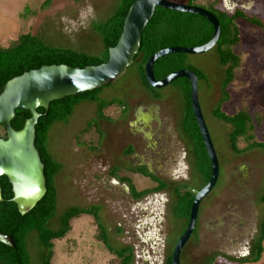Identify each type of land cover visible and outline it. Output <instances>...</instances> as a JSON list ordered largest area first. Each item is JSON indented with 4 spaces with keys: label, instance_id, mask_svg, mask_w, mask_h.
Segmentation results:
<instances>
[{
    "label": "rangeland",
    "instance_id": "374dc122",
    "mask_svg": "<svg viewBox=\"0 0 264 264\" xmlns=\"http://www.w3.org/2000/svg\"><path fill=\"white\" fill-rule=\"evenodd\" d=\"M44 1L0 0V45L30 32L58 47L89 55L103 52L93 27L114 12L119 0H50L41 10ZM207 2L198 0L201 5ZM216 7L230 15L239 9L261 21V27L237 22L241 41L234 51L242 63L222 110L231 115L247 109L250 135L264 142V4L261 0H220ZM26 9L35 14L24 16ZM188 61L207 76V83L198 82V100L217 155L219 177L199 205L197 223L181 252L180 264H238L234 261L253 256L264 217V204L259 201L264 192V150L232 153L230 126L211 114L222 97L225 70L214 48L189 55ZM156 90L160 99L142 86L133 64L100 93L101 99H114L123 104L124 110L116 104L106 108L107 119L98 123V132L87 130L96 118V105L82 102L67 123H55L48 134L49 153L62 166L54 178L57 210L50 227L56 229L58 217L70 207L97 208L108 244L115 249L131 246L132 264H166L187 226L174 215L173 189L197 191L202 186L192 145L180 130L181 92L172 85ZM139 167H146L168 183L167 189L135 200L123 179H128L137 191L155 186L148 177L133 171ZM96 235L91 216L72 220L66 236L53 242L51 264H109L113 255ZM27 249L30 264H42L44 251L35 233L27 236ZM246 264H264V250L258 262Z\"/></svg>",
    "mask_w": 264,
    "mask_h": 264
},
{
    "label": "trees",
    "instance_id": "16d2710c",
    "mask_svg": "<svg viewBox=\"0 0 264 264\" xmlns=\"http://www.w3.org/2000/svg\"><path fill=\"white\" fill-rule=\"evenodd\" d=\"M78 1V0H74ZM137 0H119L114 12L104 21L96 23L93 27L103 45V52L100 55H89L75 51L67 47H58L46 42L41 37L32 35L30 32L21 33L15 39L9 40L6 45H0V93L3 86L11 79L22 75L30 70L41 66L66 65L69 67L84 68L85 66H96L107 62L108 49L116 45L122 32V26L129 7ZM264 4V0H261ZM220 0H208L206 5H201L198 0H186L185 5L196 6L211 12L220 25V37L214 47L218 63L224 67V80L221 91L222 97L216 107L212 110V116L219 122L229 125L231 130L228 134L229 147L232 153L241 155L255 149L264 150V142L256 141L250 135L251 116L247 109L242 108L237 112L228 115L223 112L222 107L230 99L228 88L234 81L239 70L242 59L234 49L240 44L241 35L237 26L238 21H244L252 26L261 27V21L256 17L245 14L242 10L236 9L233 14L219 10L216 6ZM50 0H45L39 8L45 9ZM35 14L34 11L26 9L25 15ZM213 35L212 25L203 17L171 11L157 7L152 19L143 30L140 48L134 58V65L139 71V78L142 86L150 92L155 99H160L158 90L152 88L145 79L144 65L148 59L160 50L179 47L195 48L207 43ZM189 55L174 53L158 59L153 66L155 80L160 81L168 75L188 70L193 72L199 82L207 83L206 74L198 67L188 61ZM170 85L177 88L183 98V114L180 121V130L185 138L192 145V155L195 168L202 180L204 187L210 179L211 164L204 146L201 133L198 129L192 107L190 84L185 78H178ZM109 86V85H108ZM104 87L65 97L49 104L47 111L37 109L39 117L35 126V148L39 152L41 163L44 166V177L46 193L37 205L28 213L21 215L16 205L11 201L12 189L6 177H0V188L2 201L0 202V232L10 236L15 244L14 248L7 247L0 243V264H30V254L27 249V236L35 233L39 244L43 248L42 264H51L53 256V242L63 239L71 230V222L82 215L91 216L96 223L97 239L104 248L113 255L109 264H132L133 248L123 246L112 248L108 244L106 231L99 219V209L79 208L76 206L68 208L58 217V227H50L57 210V192L54 185V178L62 169L59 162L55 161L48 150V134L50 128L57 122L67 123L72 116L74 108L82 102H91L96 105V118L87 125V130L94 129L98 132V123L106 120L104 110L113 105L123 104L116 100L106 101L99 97ZM30 117L28 111L16 110L15 117L10 125L14 130H20L26 119ZM257 118V124H260ZM2 135L4 137V129ZM129 152H131L129 150ZM145 177H148L155 186L149 189L137 191L128 179H123L130 190L132 197L139 200L148 194L156 193L167 189L168 183L158 179L151 174L146 167H139L133 170ZM200 188V189H201ZM197 191L190 188L176 187L174 190L175 206L174 215L177 219L184 220L187 224L190 216V209ZM259 201L264 204V192ZM184 230L182 231V233ZM181 233V234H182ZM264 250V217L259 226V235L254 242V254L250 258L234 261L238 264L256 263L260 260ZM232 261V260H230ZM166 264H171L169 256ZM209 264H212L209 263Z\"/></svg>",
    "mask_w": 264,
    "mask_h": 264
},
{
    "label": "water",
    "instance_id": "95a60500",
    "mask_svg": "<svg viewBox=\"0 0 264 264\" xmlns=\"http://www.w3.org/2000/svg\"><path fill=\"white\" fill-rule=\"evenodd\" d=\"M157 7L201 16L213 27V35L204 45L195 48L173 47L160 50L144 65L145 79L154 89L160 90L178 78L187 79L191 89L192 111L211 164L210 179L195 194L186 229L172 251L171 264H180L181 252L197 223L199 205L217 183L219 164L200 110L197 76L191 71L180 70L157 81L153 75V66L158 59L169 54L199 55L215 47L220 37V25L216 17L203 8L168 0H137L128 9L116 45L108 49L107 62L84 68L66 65L41 66L9 80L0 93V127L4 129V137H0V177H6L11 185L13 195L11 201L21 215L28 213L37 205L46 193L44 166L34 145L35 126L41 116L37 113V109L42 108L47 111L53 101L100 89L123 76L134 63L143 30L152 19ZM16 110L28 111L30 115L22 129L17 131L10 125ZM0 243L10 248L15 247L12 238L1 232Z\"/></svg>",
    "mask_w": 264,
    "mask_h": 264
}]
</instances>
